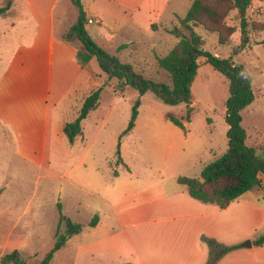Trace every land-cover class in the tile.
Masks as SVG:
<instances>
[{
  "label": "rangeland",
  "instance_id": "1",
  "mask_svg": "<svg viewBox=\"0 0 264 264\" xmlns=\"http://www.w3.org/2000/svg\"><path fill=\"white\" fill-rule=\"evenodd\" d=\"M8 1L10 10L0 15V256L18 250L29 264H41L55 243L61 204L84 228L51 264H89L70 245L104 242L118 249L114 206L130 189L201 178L203 168L226 152L229 81L200 58L188 120L186 104L169 105L151 90L141 95L126 81L110 79L96 57L80 66L79 40L61 38L76 18L71 0H0V7ZM81 1L97 44L115 53L127 43L118 54L123 61L146 78L170 81L157 56L177 42L165 29L179 24L177 15L185 16L193 0ZM246 17L250 43L239 51L240 31L224 45L216 33L202 26L196 31L206 49L232 57L252 79L256 99L243 110L242 124L247 143L264 155V0H253ZM240 21L232 10L226 24L239 27ZM100 87L98 107L72 141L66 124ZM138 101L134 127L125 133ZM260 194L264 203V181ZM96 214L102 223L91 227Z\"/></svg>",
  "mask_w": 264,
  "mask_h": 264
},
{
  "label": "trees",
  "instance_id": "2",
  "mask_svg": "<svg viewBox=\"0 0 264 264\" xmlns=\"http://www.w3.org/2000/svg\"><path fill=\"white\" fill-rule=\"evenodd\" d=\"M253 0H193L185 16L177 15L179 24L166 28V32L173 35L177 42L164 56H157L160 68L167 71L170 81H158L146 78L145 75L130 63L119 57L126 44L120 45L115 53L109 52L95 42L89 34L86 25L88 15L81 0H71L76 7V18L68 32L61 34L62 40L70 42L77 38L80 45L77 49V60L80 66H87L96 57L103 72L110 79H118L122 84L126 81L138 89L141 95L153 91L158 98L169 105L186 104L188 107V120L193 103L192 84L199 69V59L204 58L215 70L219 71L229 81V96L226 101V122L228 124V148L226 152L206 165L201 178L179 176L178 182L187 187L189 195L204 204H213L220 209H226L230 204L244 193L262 186L264 175V155L254 146L247 143L248 135L244 128L243 110L251 105L255 99L252 79L247 75L242 65L236 64L232 57L221 58L204 47V39L196 31L202 26L210 33H216L220 45L227 44L234 33L240 31L241 42L237 51L250 43V25L247 20V10ZM12 2L8 1L0 7V15L8 13ZM232 10L240 14V26L226 24V19ZM155 29V25L152 24ZM102 88H98L88 95L83 103L78 117L65 126V131L73 141L78 133H82V123L88 114L99 105ZM140 101L134 106L132 119L126 132H130L138 116ZM171 120L184 127L182 121L176 118ZM121 160V157H120ZM59 207V227L56 231V240L53 247L45 255L41 264H51L55 254L62 249L67 241L74 235L82 232L84 225L73 221L65 215L61 204ZM100 220L96 214L89 222L95 227ZM64 227L63 231L61 228ZM209 246V260L206 264H217L223 255L241 247L239 244L225 245L213 238H204ZM264 243V236L257 239L254 244ZM4 263L29 264L28 260L18 250L0 256Z\"/></svg>",
  "mask_w": 264,
  "mask_h": 264
},
{
  "label": "crops",
  "instance_id": "3",
  "mask_svg": "<svg viewBox=\"0 0 264 264\" xmlns=\"http://www.w3.org/2000/svg\"><path fill=\"white\" fill-rule=\"evenodd\" d=\"M263 181L264 175L262 186ZM130 190L114 206L120 228L118 249L108 250L104 242L70 245L78 256L84 253L89 264H206L210 249L204 238L241 245L217 264H264V243L254 244L264 236L261 187L244 193L226 209L192 198L178 178L177 185L156 180L146 188ZM101 223L100 218L96 227ZM70 239L56 254L66 249ZM246 241L252 246H245ZM108 251L113 255L107 261Z\"/></svg>",
  "mask_w": 264,
  "mask_h": 264
},
{
  "label": "water",
  "instance_id": "4",
  "mask_svg": "<svg viewBox=\"0 0 264 264\" xmlns=\"http://www.w3.org/2000/svg\"><path fill=\"white\" fill-rule=\"evenodd\" d=\"M244 245H245V246H248V247H251V246H252V243H251V241H246V242L244 243Z\"/></svg>",
  "mask_w": 264,
  "mask_h": 264
},
{
  "label": "built area",
  "instance_id": "5",
  "mask_svg": "<svg viewBox=\"0 0 264 264\" xmlns=\"http://www.w3.org/2000/svg\"><path fill=\"white\" fill-rule=\"evenodd\" d=\"M88 22H89V23H93V19H89Z\"/></svg>",
  "mask_w": 264,
  "mask_h": 264
}]
</instances>
